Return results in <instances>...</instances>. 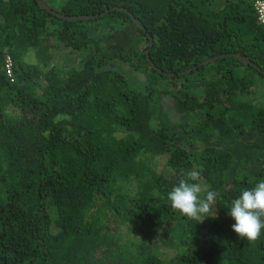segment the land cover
<instances>
[{
    "label": "trees",
    "instance_id": "trees-1",
    "mask_svg": "<svg viewBox=\"0 0 264 264\" xmlns=\"http://www.w3.org/2000/svg\"><path fill=\"white\" fill-rule=\"evenodd\" d=\"M42 1L97 19L0 0V264H264L227 213L264 178V0ZM192 170L198 225L167 200Z\"/></svg>",
    "mask_w": 264,
    "mask_h": 264
},
{
    "label": "clouds",
    "instance_id": "clouds-1",
    "mask_svg": "<svg viewBox=\"0 0 264 264\" xmlns=\"http://www.w3.org/2000/svg\"><path fill=\"white\" fill-rule=\"evenodd\" d=\"M199 178L200 173L192 170L167 193L170 206L190 221H199L196 225L208 218H216L217 210L213 212V205L219 196L217 191L209 190L202 197ZM227 213L234 221L231 227L239 238L256 240L264 231V178L241 190L231 200Z\"/></svg>",
    "mask_w": 264,
    "mask_h": 264
},
{
    "label": "water",
    "instance_id": "water-1",
    "mask_svg": "<svg viewBox=\"0 0 264 264\" xmlns=\"http://www.w3.org/2000/svg\"><path fill=\"white\" fill-rule=\"evenodd\" d=\"M38 4L40 6V8H42L43 10L47 11L48 13L58 17L59 19H63L65 21H70V22H79V21H91L94 19H97V17H80V18H70V17H64L59 15L58 13H56L51 7H49L45 2H43L42 0H38ZM120 10V9H118ZM124 11V10H121ZM132 20L135 22V24L141 28L142 30H145L144 26L142 25V23L140 21H138L134 16H132ZM152 40V38H150ZM149 55V52H147V56ZM233 57L237 58L238 60L242 61L243 63L252 66L256 69H258V67L248 58H245L243 56H241L240 54H234L232 55ZM148 62L152 65V67L156 68L155 65L152 63L151 59H148ZM212 60L206 62L204 65H208L209 63H211ZM197 68H193L192 70L186 72L185 74H189L192 71L196 70Z\"/></svg>",
    "mask_w": 264,
    "mask_h": 264
},
{
    "label": "rangeland",
    "instance_id": "rangeland-1",
    "mask_svg": "<svg viewBox=\"0 0 264 264\" xmlns=\"http://www.w3.org/2000/svg\"><path fill=\"white\" fill-rule=\"evenodd\" d=\"M73 61L74 59L72 57H68L67 55H62L61 53H57L54 63H56L59 67L63 69H67L73 66L74 64ZM258 90L260 95L264 94V87L260 86Z\"/></svg>",
    "mask_w": 264,
    "mask_h": 264
},
{
    "label": "built area",
    "instance_id": "built-area-1",
    "mask_svg": "<svg viewBox=\"0 0 264 264\" xmlns=\"http://www.w3.org/2000/svg\"><path fill=\"white\" fill-rule=\"evenodd\" d=\"M255 10H256V14L258 16V22L264 26V1H258L255 4ZM7 68L9 70V75L11 76V68H12V62L10 59H8L7 62Z\"/></svg>",
    "mask_w": 264,
    "mask_h": 264
}]
</instances>
